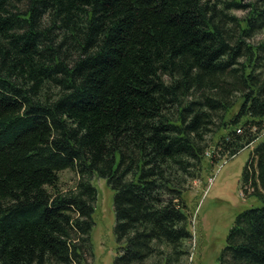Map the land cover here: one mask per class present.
I'll list each match as a JSON object with an SVG mask.
<instances>
[{"label":"trees","instance_id":"trees-1","mask_svg":"<svg viewBox=\"0 0 264 264\" xmlns=\"http://www.w3.org/2000/svg\"><path fill=\"white\" fill-rule=\"evenodd\" d=\"M263 130L264 0H0V264H86L94 176L112 264H186L206 153ZM243 185L264 202V140ZM218 264H264V208L236 216Z\"/></svg>","mask_w":264,"mask_h":264},{"label":"rangeland","instance_id":"rangeland-1","mask_svg":"<svg viewBox=\"0 0 264 264\" xmlns=\"http://www.w3.org/2000/svg\"><path fill=\"white\" fill-rule=\"evenodd\" d=\"M256 135V141L213 164L208 161L211 150L208 151L201 178L193 182L184 193L185 213L192 235L190 257L186 264H218L236 216L249 209L264 208V202L250 195V190L246 193L243 185L245 166L253 149L264 140V130ZM76 182L74 172L65 170L59 173L60 191H67ZM91 184L96 189V201L85 263L112 264L117 254L113 235V192L97 176L92 178Z\"/></svg>","mask_w":264,"mask_h":264},{"label":"bare ground","instance_id":"bare-ground-1","mask_svg":"<svg viewBox=\"0 0 264 264\" xmlns=\"http://www.w3.org/2000/svg\"><path fill=\"white\" fill-rule=\"evenodd\" d=\"M240 130H238V132H239Z\"/></svg>","mask_w":264,"mask_h":264}]
</instances>
